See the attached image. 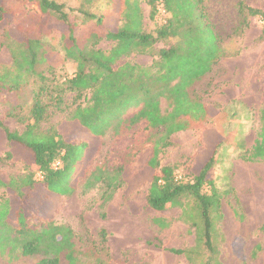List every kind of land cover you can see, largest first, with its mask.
Listing matches in <instances>:
<instances>
[{
    "label": "trees",
    "instance_id": "obj_1",
    "mask_svg": "<svg viewBox=\"0 0 264 264\" xmlns=\"http://www.w3.org/2000/svg\"><path fill=\"white\" fill-rule=\"evenodd\" d=\"M13 1L18 7H7L0 0V53H8L7 62H0V129L9 146L0 164H14L20 152L26 155L21 159L26 172L16 177L0 174V263L111 264L105 230L96 238L78 236L69 226L42 214L41 203L30 201V193L40 183L51 195L64 197L81 185L84 192L100 188L106 204L124 184L125 171L138 154L149 149L148 206L155 211L182 209L184 201L191 200L201 223L203 264H217L212 236L221 218L220 196L210 172L218 146L189 182L178 181L172 167L161 165L173 135L199 129L210 118L209 105L192 87L212 71L224 51L207 20L203 0L193 5L191 0L182 4L180 0H147L151 21L158 5L169 15L153 32L145 31L141 0H75L76 6L65 0ZM240 10L264 18L260 10L242 4ZM182 13H200L202 20L181 26ZM114 16L111 27L108 22ZM52 22L63 29L53 30ZM9 23L14 36L7 29ZM53 33L63 49L60 61L54 63L48 54L55 48L44 41ZM171 39L177 41L170 44ZM102 41L113 46L102 50L98 47ZM160 42L167 45L156 51ZM133 55L153 60L142 66L128 61ZM66 63L73 67L69 75L63 72ZM26 90L27 111L16 113ZM69 94L72 102L67 104ZM62 109L66 110L63 124L77 131L78 137H65L63 124L42 129V123ZM7 116L27 122L24 130L5 128L2 118ZM260 121L264 122V107ZM106 136L111 144L104 159H97L89 169L90 142L98 144L94 148L98 153ZM126 138L130 142L117 151V143ZM251 159H264L263 130ZM57 163L60 167L55 169ZM37 173L42 178L39 182ZM155 223L163 224L160 228L168 226L161 220ZM170 251L187 259L195 253Z\"/></svg>",
    "mask_w": 264,
    "mask_h": 264
},
{
    "label": "rangeland",
    "instance_id": "obj_2",
    "mask_svg": "<svg viewBox=\"0 0 264 264\" xmlns=\"http://www.w3.org/2000/svg\"><path fill=\"white\" fill-rule=\"evenodd\" d=\"M65 1L76 6L75 0ZM146 1L141 0L140 4L143 24L146 32H153L165 24L169 15L158 5L157 14L151 21ZM191 1L192 5L196 3V0ZM179 2L182 4L183 0ZM4 3L7 7H18L13 0H4ZM241 4L264 13V0H203L207 20L224 51V56L212 71L192 87L202 102L209 105L210 118L199 129L173 135L171 145L161 155L162 166L172 167L178 181L189 182L192 173L218 146L210 172L220 196L221 218L219 221L217 218L212 236L217 264H264V159H251L259 133L264 131V122L260 121V111L264 107V18L241 11ZM180 15L181 26L192 22L199 24L202 20L200 13ZM114 19L115 16L108 22L111 27ZM52 23L53 30L63 29ZM6 26L14 36L16 32L12 23ZM44 41L55 48L48 54L50 62L60 61L63 49L57 35L53 33ZM176 41L171 39L169 42L174 44ZM165 45L161 42L156 44V51ZM112 46L113 43L108 41L98 45L102 50H109ZM7 57V51L2 50L0 62L6 63ZM152 60L148 55L128 58V61L142 66L150 65ZM72 68L66 63L63 72L69 75ZM28 95L26 90L16 113L27 111ZM71 97L69 94L65 98L67 104L72 102ZM65 114L66 110H55L48 122L42 123V129L62 125ZM2 119L3 126L10 131L21 132L27 124L13 116ZM61 130L69 139L78 137V132L65 123ZM92 141L86 153L89 169L95 166L97 159H104L111 144L110 137L106 136L102 140L105 145L96 153L94 148L98 144ZM129 142L130 138L118 142L117 151ZM8 150L5 134L0 129V156ZM18 154L15 158L20 160L14 164H0L3 177H16L26 172L21 161L26 155ZM149 156V149L138 154L125 171L124 184L106 204L101 200L100 188L84 192L78 185L70 195L57 197L46 192L40 183L30 193V201L41 203L42 214L59 225L69 226L78 236L96 238L100 230H105L111 264H203L206 255L199 236L201 223L194 203L185 200L182 209L164 211H155L147 204L150 172L146 161ZM53 167L56 169L60 165L57 163ZM35 178L38 182L42 179L39 173ZM156 220L164 221L168 226L160 228L163 224L158 227ZM170 250L195 253L187 259L185 255Z\"/></svg>",
    "mask_w": 264,
    "mask_h": 264
}]
</instances>
